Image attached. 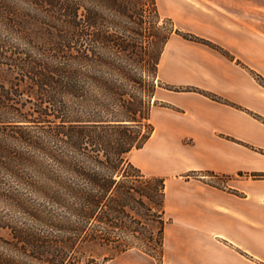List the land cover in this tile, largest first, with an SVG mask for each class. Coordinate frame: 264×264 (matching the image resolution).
I'll list each match as a JSON object with an SVG mask.
<instances>
[{"label":"trees","instance_id":"16d2710c","mask_svg":"<svg viewBox=\"0 0 264 264\" xmlns=\"http://www.w3.org/2000/svg\"><path fill=\"white\" fill-rule=\"evenodd\" d=\"M22 1L29 12L0 0L1 25L27 47L0 40V197L8 212L0 216V264H103L133 249L161 263L165 179L129 159L154 130L156 90L178 91L157 79L160 55L172 34L227 53L169 19L163 35L145 41L142 8L129 11L122 0L91 1L137 17L135 29L119 24L123 33L95 6L85 16L83 0ZM42 22L44 44L18 31Z\"/></svg>","mask_w":264,"mask_h":264},{"label":"crops","instance_id":"0c3cea01","mask_svg":"<svg viewBox=\"0 0 264 264\" xmlns=\"http://www.w3.org/2000/svg\"><path fill=\"white\" fill-rule=\"evenodd\" d=\"M155 3L175 29L227 53L172 34L160 55L157 79L178 91L156 90L152 135L129 155L165 179L159 264H264V178L252 176L264 173V0ZM139 252L103 264H158Z\"/></svg>","mask_w":264,"mask_h":264},{"label":"rangeland","instance_id":"374dc122","mask_svg":"<svg viewBox=\"0 0 264 264\" xmlns=\"http://www.w3.org/2000/svg\"><path fill=\"white\" fill-rule=\"evenodd\" d=\"M15 2V4L17 5V8L21 11V12H29V10L31 9L30 6L23 2L22 0H13ZM123 3L126 5V7L128 6L129 11L137 8H142V16H143V24H142V31L144 34V40L145 41H150L153 40V34L155 35H163L169 28H170V24L168 23V20L161 16L160 19H155L154 17V12L151 8L150 5V1L149 0H122ZM83 6H84V10H82V13L87 16L88 14V9L90 7L95 6V9L101 11V7L100 6H96L94 4V1L91 0H83ZM136 11V10H135ZM139 11V10H138ZM45 10H43V12L39 13V19H41V21H43L42 19H45L46 13ZM101 12H103V16L105 18H107L108 20H111V18H113L116 23H118L117 26L114 25H110V29L111 30H115L117 32H122L123 33V29L120 27L119 24L121 25H126L128 27H132L133 29H135L136 24L135 22L138 21L137 17H135L134 20L129 19L126 16H116L114 15V13H112L111 11H107V10H102ZM132 15V14H131ZM139 18V16H138ZM45 28H47L46 25L43 24V22L41 24H38L36 27V31L35 30H28V29H20L19 28V32L24 33V31L27 34H30V38L32 39L33 42H35V44H44L45 42H48L50 37L47 35V31L45 30ZM84 28L85 30H88L90 32V30H92L91 27H89L87 25V18L85 17V23H84ZM52 33H56V31L54 29L50 30ZM129 36L131 37V34H129ZM87 39V36L85 37ZM7 40L9 41L11 44L17 45L19 47H25V44L22 40L19 39V35L13 33L12 31L6 29L3 25H1L0 23V40ZM27 48V47H25ZM163 86H165L163 84ZM154 97L151 99V102L153 103ZM206 175V173L204 174ZM192 176V175H191ZM3 174L0 171V181H3ZM237 178V177H235ZM206 179L208 181H210L211 184H214L216 186H223L224 183L230 181L224 177H218V178H209L206 177ZM2 187V184L0 183V188ZM8 214L7 212V206H6V201L3 200L0 197V216H6ZM133 253H138V250L133 249L132 250ZM140 253V252H139Z\"/></svg>","mask_w":264,"mask_h":264}]
</instances>
